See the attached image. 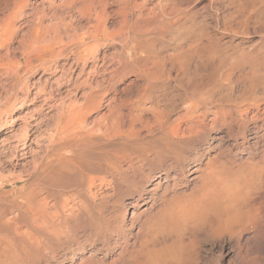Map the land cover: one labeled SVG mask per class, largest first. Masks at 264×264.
Returning <instances> with one entry per match:
<instances>
[{"label":"rangeland","instance_id":"1","mask_svg":"<svg viewBox=\"0 0 264 264\" xmlns=\"http://www.w3.org/2000/svg\"><path fill=\"white\" fill-rule=\"evenodd\" d=\"M0 264H264V0H0Z\"/></svg>","mask_w":264,"mask_h":264},{"label":"bare ground","instance_id":"2","mask_svg":"<svg viewBox=\"0 0 264 264\" xmlns=\"http://www.w3.org/2000/svg\"><path fill=\"white\" fill-rule=\"evenodd\" d=\"M208 175H210V174H208ZM221 178L222 177L220 176V180H221ZM215 179H217V178L215 177L214 180ZM215 181H217V180H215ZM223 181H224V179H223ZM223 181H222V184L219 183L220 181H218V183L220 184V186L219 185L218 186L222 187V188H226L225 186H228V185L227 184L224 185L225 182L223 183ZM214 184L215 183L212 184L213 186L210 185L209 187H207L206 191L204 193H202L201 197L198 200H193L194 202L190 203L191 205H186L185 208L181 209L179 212H177V214H174V215H178V216L176 217V219H174V222L172 223V225L176 224V223H181V224L183 223V225H184L185 223H187L189 221H194V222L200 223V221L212 220V221H217L218 224L220 223L225 228H234V227L240 226V224H242V221H241V219L238 218L239 215L237 214L238 216L236 217V215L234 214V211L233 212L231 211L233 201L230 200L232 196L229 197L230 196V195H228L229 191L226 192L225 191L226 189L220 190V188H218L217 185L215 184L216 185L215 186ZM221 185H223V186H221ZM232 192L234 194L237 191L233 190ZM236 195H237V193H236ZM237 197L239 198L238 195H237ZM233 198H235V197H232V199ZM236 198H235V200H236ZM237 200H239V199H237ZM235 204H234V206H235ZM232 210H234V209H232ZM235 210H236V208H235Z\"/></svg>","mask_w":264,"mask_h":264}]
</instances>
